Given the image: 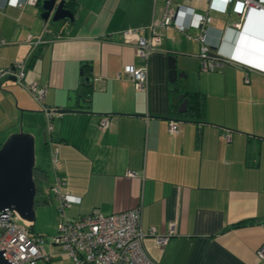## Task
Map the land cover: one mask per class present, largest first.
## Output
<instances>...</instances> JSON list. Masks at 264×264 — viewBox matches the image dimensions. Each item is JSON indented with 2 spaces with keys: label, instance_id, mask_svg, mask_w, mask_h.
<instances>
[{
  "label": "crops",
  "instance_id": "obj_1",
  "mask_svg": "<svg viewBox=\"0 0 264 264\" xmlns=\"http://www.w3.org/2000/svg\"><path fill=\"white\" fill-rule=\"evenodd\" d=\"M0 3V66L26 60L21 81L0 80V141L20 125L38 141L35 164L46 171L38 184L50 180L35 204L53 197L58 205L49 188L58 175V188L79 197L65 205L74 210L63 207L67 217L139 204L144 230L171 223L162 244L151 235L142 239L159 264H264L256 253L264 244V9L250 6L240 17L223 1L172 0L190 35L197 31L192 11L209 13V53L227 60L200 69L198 40L167 27L148 55L142 89L121 74L124 62L139 60L120 30L143 26L146 35L164 0H74L73 19L55 21L42 19L39 1ZM168 54L177 71L171 81ZM81 74L91 84L88 97L75 91ZM30 80L44 86L42 103L25 88ZM185 90L203 93L201 119L174 113ZM43 105L68 109L48 119ZM102 114L109 117L105 127L98 124ZM168 117L177 119L175 132L166 128ZM51 146L58 157L56 167L47 162L48 172L41 148ZM47 251L51 257L34 264H61L58 247Z\"/></svg>",
  "mask_w": 264,
  "mask_h": 264
},
{
  "label": "built area",
  "instance_id": "obj_2",
  "mask_svg": "<svg viewBox=\"0 0 264 264\" xmlns=\"http://www.w3.org/2000/svg\"><path fill=\"white\" fill-rule=\"evenodd\" d=\"M37 0H15V4L22 6L24 3H36ZM224 4H231L236 12L242 17L247 8L253 6L257 9H264V0H216ZM172 0H164L162 13L159 18L151 20L147 25V34L142 31L143 26H129L120 30L124 40L130 41L134 45V53L139 60L138 64L124 62L121 74L129 77L135 87L146 88L148 55L152 49L156 48L161 39V30L167 27H174L182 30L188 36H193L199 42L198 57L199 67L203 70L215 69L216 66L226 57L210 55L208 43L205 39L206 28L210 19L207 11H192V20L197 25L195 34L187 32L188 22L180 19L176 14V9L171 5ZM1 6V3H0ZM183 6V10L186 7ZM181 17V16H180ZM44 27V26H43ZM37 41L38 39H30ZM2 41V39H0ZM25 58L14 59L9 65L0 66V77L13 73L15 79L21 81ZM118 73L117 75H121ZM25 88L30 95L41 102L44 98V86L35 80L25 83ZM46 116L57 111L55 108H48L43 105ZM109 117L107 114L100 115L98 124L101 127L107 126ZM51 129L49 120L46 125ZM166 128L169 132L177 130V119L168 117ZM230 131L225 129L223 136L228 139ZM51 165L56 167L57 148H49ZM132 175L134 171L127 170ZM61 178L54 176L49 188L58 199L59 218L56 222V230L50 237V243L59 248L60 256L63 258L61 264H159L144 249L142 239L145 235H151L158 244H162L166 237L172 232L173 227L169 223L163 231H156L154 227L144 230L140 226V206L139 204L119 210L104 212L98 207H92L88 211L73 217H66L63 207L71 201H77L78 195L62 191L58 188ZM31 221L21 218L18 212L12 208L0 207V250L10 261L15 264H34L36 258L48 260L51 252L45 250L42 236L31 231L29 225ZM256 253L259 257L264 256V244H261Z\"/></svg>",
  "mask_w": 264,
  "mask_h": 264
},
{
  "label": "water",
  "instance_id": "obj_3",
  "mask_svg": "<svg viewBox=\"0 0 264 264\" xmlns=\"http://www.w3.org/2000/svg\"><path fill=\"white\" fill-rule=\"evenodd\" d=\"M43 20L55 21L59 18L73 19V13L64 4V0H39ZM167 77L174 80L177 74L173 56L167 55ZM15 80L13 73L0 77ZM181 101L178 109L185 107L186 98L179 93ZM66 106L56 107L55 110L63 111ZM35 165L34 135L32 132L18 127L12 130L0 141V207L14 208L21 218L32 221L35 216V195L41 187L33 176ZM0 264H15L10 261L0 250Z\"/></svg>",
  "mask_w": 264,
  "mask_h": 264
},
{
  "label": "rangeland",
  "instance_id": "obj_4",
  "mask_svg": "<svg viewBox=\"0 0 264 264\" xmlns=\"http://www.w3.org/2000/svg\"><path fill=\"white\" fill-rule=\"evenodd\" d=\"M39 148L40 147H39L38 141L35 142V140H34L35 163H36V161L37 162L39 161L38 160ZM41 150L44 152V156H43L44 159H43V161H41V164L44 167H46L47 171L49 172V167L47 165V162H48L50 165V168H51V161H50V157H49V152H47L46 150H43V147L41 148ZM49 175H50V173H49ZM49 180H50V177H48L46 179L44 178L41 181V183L39 184L40 187L42 185H45V187H47ZM45 195L48 196L47 193ZM52 200H50V201L47 200L48 202L35 204V206H34L35 216L32 219L31 224L29 225V228L31 229V231H33L35 233H39L42 236L43 245H44L45 250H50V249L52 250L53 249V250L57 251V246L52 245L50 243V240H49L51 235L56 230V222L59 218V209H58L57 202L55 201V198H53V197H52ZM71 210H74L72 206H64V211L70 212ZM55 253H57V252H55ZM53 255H55V254H53ZM37 259H40V258H36V260ZM24 264H28V263L25 262Z\"/></svg>",
  "mask_w": 264,
  "mask_h": 264
},
{
  "label": "trees",
  "instance_id": "obj_5",
  "mask_svg": "<svg viewBox=\"0 0 264 264\" xmlns=\"http://www.w3.org/2000/svg\"><path fill=\"white\" fill-rule=\"evenodd\" d=\"M39 0L36 1L38 3ZM74 0H64V4L71 8L73 5ZM75 91H80L82 96L88 97L91 91V84L89 82L88 78L83 77L81 74L80 81L78 85V89L76 88ZM74 91V92H75ZM182 97L186 98L185 101V107L182 110H179L178 108L174 110V113H176L179 117L177 118H189L198 120L201 119L204 115V96L203 93L199 90H185L184 95L183 93ZM84 106L88 105L87 102ZM46 175L45 168L34 165L33 167V176L36 180H39Z\"/></svg>",
  "mask_w": 264,
  "mask_h": 264
}]
</instances>
